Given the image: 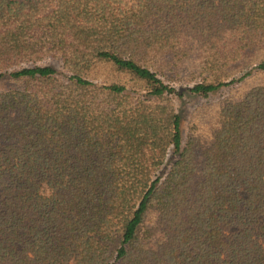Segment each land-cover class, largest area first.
<instances>
[{"label": "trees", "instance_id": "obj_1", "mask_svg": "<svg viewBox=\"0 0 264 264\" xmlns=\"http://www.w3.org/2000/svg\"><path fill=\"white\" fill-rule=\"evenodd\" d=\"M0 82V264H264V0H0Z\"/></svg>", "mask_w": 264, "mask_h": 264}, {"label": "rangeland", "instance_id": "obj_2", "mask_svg": "<svg viewBox=\"0 0 264 264\" xmlns=\"http://www.w3.org/2000/svg\"><path fill=\"white\" fill-rule=\"evenodd\" d=\"M52 65L58 72L62 73V69L59 66V64L53 63V62H44L42 64H40V66H45V65ZM11 87V85L9 83L6 82H0V91H7L9 90ZM235 88V85H230L227 86L225 88H223L219 93L212 95L211 97L207 98V99H192L188 104L186 103V105L180 101H178L177 99H175V103H176V107L179 110V113L181 114L182 120H183V138L185 139L187 136V132H188V124L191 121V117L194 114V111L199 108L202 107L204 105H214L217 104L219 101L223 100L224 98H226L227 96H229L231 90ZM205 122V121H204ZM204 124V123H202Z\"/></svg>", "mask_w": 264, "mask_h": 264}]
</instances>
